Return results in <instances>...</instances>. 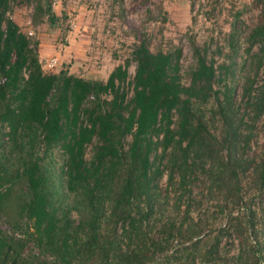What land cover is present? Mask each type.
I'll list each match as a JSON object with an SVG mask.
<instances>
[{
	"label": "trees",
	"instance_id": "trees-1",
	"mask_svg": "<svg viewBox=\"0 0 264 264\" xmlns=\"http://www.w3.org/2000/svg\"><path fill=\"white\" fill-rule=\"evenodd\" d=\"M254 2L258 22L244 37L231 29L225 53L216 50L221 62L192 45L181 74L178 49L153 53L141 36L105 81H93L44 72L38 43L11 18L24 4L34 24L53 23L50 0H0V214L22 236L0 232V264L37 255L44 264H218L220 240L233 235V264H264V208L227 213L210 244L194 225L162 216L169 199L188 216L198 184L231 211L245 180L264 186L263 159L244 155L260 135L264 157V0ZM155 215L157 239L148 236ZM27 242L36 256L23 255Z\"/></svg>",
	"mask_w": 264,
	"mask_h": 264
},
{
	"label": "rangeland",
	"instance_id": "rangeland-1",
	"mask_svg": "<svg viewBox=\"0 0 264 264\" xmlns=\"http://www.w3.org/2000/svg\"><path fill=\"white\" fill-rule=\"evenodd\" d=\"M54 15L53 23L45 19L39 24L32 21V6L18 5L12 8L11 18L30 41L39 44L43 41L49 55L41 62L44 72H57L60 69L68 74L81 76L93 81H105L108 71L122 64L129 58L132 45L141 36L145 37L149 50L156 52L180 51L179 65L181 74L191 63V46H205L208 52L218 58L217 49H223L226 36L234 27L240 37H244L258 22L260 8L254 0H50ZM55 60V66L47 64ZM134 64L127 68L128 80L134 72ZM244 76L240 72L237 81ZM264 77V68L260 71L258 84ZM185 82V79H183ZM240 99L239 84L235 89V100ZM260 135L254 138L245 156L263 159ZM56 168L60 159L54 154ZM246 181V180H245ZM243 182L241 205L230 210L223 206L222 200H216L211 194L201 190V185L193 186L189 200L188 216L183 215L185 207L176 211L173 201L164 205L162 216L172 219L177 225H194L200 231L198 238L210 244L217 228L222 227L230 217L247 215L249 211L258 213L264 208V186L255 190L249 180ZM166 185V174L158 181L159 190ZM59 193L61 191L59 190ZM61 197V194H59ZM216 197V196H215ZM187 199V200H188ZM218 201V202H217ZM246 217V216H245ZM159 216H154V229L148 232L149 237L157 239ZM0 232L7 236L21 237L17 231L0 214ZM257 236L248 230L246 245L254 246ZM261 241V239H260ZM188 243H184L187 246ZM23 249L25 257L36 256L37 250L31 242ZM177 243H170L171 253ZM238 239L233 235L222 238L219 242L218 264H233L237 254ZM38 254V253H37ZM34 264H44L43 257L34 258ZM198 261V260H197ZM45 262V261H44ZM174 264H177L175 262ZM195 264H201L196 262Z\"/></svg>",
	"mask_w": 264,
	"mask_h": 264
},
{
	"label": "crops",
	"instance_id": "crops-1",
	"mask_svg": "<svg viewBox=\"0 0 264 264\" xmlns=\"http://www.w3.org/2000/svg\"><path fill=\"white\" fill-rule=\"evenodd\" d=\"M48 52H49V51L46 50L43 41H40L39 44H38V55H39V59H40V61H41V59H43V57H46L47 55L50 54V53H48ZM41 64H42V62H41ZM42 69L44 70V66H43V64H42ZM110 71H111V70H109L107 74H109ZM79 77H81V76H79ZM106 77H107V76H106ZM105 79H106V78H105Z\"/></svg>",
	"mask_w": 264,
	"mask_h": 264
},
{
	"label": "built area",
	"instance_id": "built-area-1",
	"mask_svg": "<svg viewBox=\"0 0 264 264\" xmlns=\"http://www.w3.org/2000/svg\"><path fill=\"white\" fill-rule=\"evenodd\" d=\"M55 66V60L47 64V68L51 69Z\"/></svg>",
	"mask_w": 264,
	"mask_h": 264
}]
</instances>
